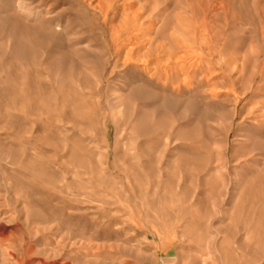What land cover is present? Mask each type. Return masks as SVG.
I'll use <instances>...</instances> for the list:
<instances>
[{
    "label": "rangeland",
    "instance_id": "1",
    "mask_svg": "<svg viewBox=\"0 0 264 264\" xmlns=\"http://www.w3.org/2000/svg\"><path fill=\"white\" fill-rule=\"evenodd\" d=\"M0 264H264V0H0Z\"/></svg>",
    "mask_w": 264,
    "mask_h": 264
}]
</instances>
